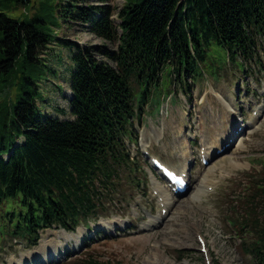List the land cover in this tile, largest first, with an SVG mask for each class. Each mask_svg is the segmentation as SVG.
Listing matches in <instances>:
<instances>
[{
	"label": "trees",
	"instance_id": "1",
	"mask_svg": "<svg viewBox=\"0 0 264 264\" xmlns=\"http://www.w3.org/2000/svg\"><path fill=\"white\" fill-rule=\"evenodd\" d=\"M58 21L86 25L103 44L61 37ZM262 41L264 0H124L121 8L113 0H0V208L19 206L0 215V238L32 247L46 229L90 228L127 171L133 183L135 121L158 105L166 83L173 94L190 90L187 81L218 78L228 62L249 73ZM52 43L71 51V119L37 109L41 84L55 73ZM250 185L227 221L252 236L240 239L249 263L264 264V176ZM71 264L103 263L85 255Z\"/></svg>",
	"mask_w": 264,
	"mask_h": 264
},
{
	"label": "rangeland",
	"instance_id": "2",
	"mask_svg": "<svg viewBox=\"0 0 264 264\" xmlns=\"http://www.w3.org/2000/svg\"><path fill=\"white\" fill-rule=\"evenodd\" d=\"M136 2L130 0V3ZM123 4L124 0H113L117 8ZM25 13L33 14V9L15 14ZM56 30L61 37L84 46L103 44L86 25H73L68 29L58 21ZM47 52L49 65L55 73L44 78L40 87L42 93L36 100L37 109L42 115L71 119L68 102L72 95L69 88L73 69L71 51L52 43ZM98 58L103 59L101 55ZM259 60L246 65L249 73L227 63L218 78L187 81L191 92L177 86L173 94L174 86L167 82L158 105L150 102L142 120L135 121L138 146H131L137 162L133 183L128 179L130 172L127 171L121 178L120 192L103 200L100 219L89 225L90 230L80 226L75 237L70 239L63 237L70 233L62 229L44 231L41 241L44 237L57 241L50 263H47L48 251L33 261L36 251L31 253L24 240L5 235L0 238V264H12L29 253L26 264H71L85 255H92L103 264H207L208 259L211 264H250L240 239L242 236V240L250 242L252 236L248 232L241 234V222H234L235 233L227 216L236 217L230 209L235 206L232 201L244 195L243 192L250 193L247 191L251 188L250 183L264 176V41L261 42ZM238 91L239 98L236 96ZM156 98L158 96L153 100ZM224 100L232 109L224 106L228 104ZM58 110H65V113ZM253 122L255 125L251 127ZM232 126L243 130L235 144L227 153L202 166V136L223 135L226 131L223 137H228L232 130L227 131ZM184 134L190 145L193 165L189 169L188 192L177 197L148 157L156 156L171 166L184 167L186 161L181 156L185 147L182 144ZM161 186L173 195L169 209L165 208L159 194L158 187ZM14 208L19 210L17 201L4 204L0 215L6 217L5 212ZM120 232L121 235L115 236ZM100 234L103 239L98 237ZM200 236L205 240V253L201 251ZM90 239L94 243L86 247Z\"/></svg>",
	"mask_w": 264,
	"mask_h": 264
},
{
	"label": "bare ground",
	"instance_id": "3",
	"mask_svg": "<svg viewBox=\"0 0 264 264\" xmlns=\"http://www.w3.org/2000/svg\"><path fill=\"white\" fill-rule=\"evenodd\" d=\"M223 99H221V101H222ZM226 103H228L226 100H224ZM225 107H227V108H229V109H232V107H231V104L230 103H228V104H226V105H224ZM209 111V110H208ZM214 111V110H213ZM213 114V113H212ZM253 125V127H254V125L255 124H252ZM208 127V126H207ZM206 128V127H205ZM210 129V128H209ZM206 130H207V128H206ZM211 130V129H210ZM212 131V130H211ZM232 131H233V129H232ZM231 131V133L228 135V137L230 136V135H232V132ZM208 132V131H207ZM181 133V132H180ZM211 133V132H210ZM210 133H209V136H210ZM241 133H242V131H241ZM241 133H239V134H241ZM215 134V133H214ZM239 134H235V133H233V135L234 136H237V135H239ZM182 138H183V140H182V144L183 145H185V147H184V149H183V152H182V159H184V158H186L185 160H187L189 157H190V154H191V152H190V146H189V142H188V140H185V139H187V136L184 134V135H182ZM177 139V138H176ZM222 139H224V137L222 136V137H220L219 136V134H216L215 135V137H214V135L212 134V137L211 138H209V137H207V136H202V150H203V157H210V155H211V153H212V151L215 149V150H217L218 148H220V147H218V148H216V146L221 142V140ZM215 147V148H214ZM202 157V156H201ZM224 157V156H223ZM186 163V162H185ZM184 163V164H185ZM181 165V164H180ZM172 169H174V170H177L178 171V168L177 167H175V166H171V165H169ZM181 168H183V170H182V172H186V168L185 167H181ZM209 173V172H208ZM208 173H206V174H208ZM155 182H156V180H155ZM158 183V182H157ZM156 186H158L157 184H155ZM160 185V184H159ZM198 187V186H197ZM167 189V188H166ZM169 189V188H168ZM167 189V190H168ZM158 190H159V194H161V197H162V199H163V205L165 206V208L167 209H169L170 208V206H171V202L173 201V199H172V196L173 195H171V194H169L165 189H164V187L162 188V186L161 187H158ZM157 191V190H156ZM183 196V195H182ZM178 197V196H177ZM176 198V197H175ZM173 203V202H172ZM173 205V204H172ZM163 206V207H164ZM165 209V210H166ZM168 213H169V211H168ZM56 231V230H55ZM66 233V232H65ZM72 236H71V235ZM69 235H66V234H63V237L65 238V239H70V238H74L75 237V235H76V233L75 234H72V233H70ZM62 236V235H61ZM202 238V237H201ZM42 239V238H41ZM75 239H77V238H75ZM203 239V238H202ZM203 242H204V247L206 248V244H205V240L203 239ZM40 245L35 249L36 250V252H35V255L32 257V258H38L41 254H43L44 252H53L54 253V250L55 249H57V241H56V239H52V241H49L46 237H44V239L41 241L40 240ZM207 249V248H206ZM34 252V251H33ZM33 252H31V253H33ZM31 253H29V254H31ZM28 254V255H29ZM58 254V253H57ZM24 256V257H22V259L21 260H17V261H14V262H12V264H26V258L28 257L29 258V256ZM55 255V254H54ZM44 256V255H43ZM210 261V260H209Z\"/></svg>",
	"mask_w": 264,
	"mask_h": 264
},
{
	"label": "water",
	"instance_id": "4",
	"mask_svg": "<svg viewBox=\"0 0 264 264\" xmlns=\"http://www.w3.org/2000/svg\"><path fill=\"white\" fill-rule=\"evenodd\" d=\"M72 96V95H71ZM34 251H36V250H34Z\"/></svg>",
	"mask_w": 264,
	"mask_h": 264
}]
</instances>
